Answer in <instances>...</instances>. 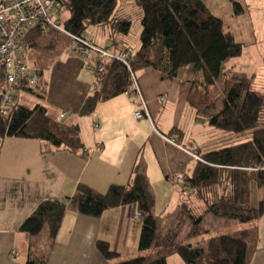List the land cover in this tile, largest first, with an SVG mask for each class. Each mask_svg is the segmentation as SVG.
<instances>
[{
  "label": "trees",
  "instance_id": "16d2710c",
  "mask_svg": "<svg viewBox=\"0 0 264 264\" xmlns=\"http://www.w3.org/2000/svg\"><path fill=\"white\" fill-rule=\"evenodd\" d=\"M128 1L133 5L129 13L120 11L122 0H64L62 4L63 13H69L64 21L69 33L86 39L85 32L90 26H109L114 35L110 46L104 48L90 43L115 55L132 51L127 63L118 58L100 59L95 53L96 88L87 97L81 115L93 114L101 101L126 92L137 94L132 75L138 78L137 73L145 68H154L162 79L174 81L181 70L192 66L191 79L181 82L191 85L187 104L196 112L199 121H206L230 137L215 149L205 150L199 145L189 147L199 158L192 175H185V182L192 194L203 201L204 211L200 214L186 211L192 224L188 236L209 232L205 226L208 216L239 223L259 220L264 213V93L255 88L254 75H233L232 69L223 71L227 60L242 54L244 44L236 40L203 0ZM231 1L236 14L245 12L239 1ZM136 21L141 31L139 45L133 48L129 38ZM39 74L41 77L40 71ZM23 90L45 98L42 79L36 87L24 86ZM174 134L180 143L181 129L173 128L167 135ZM8 136L39 139L56 149L86 152L79 126L53 120L41 103L32 107L16 104L9 116L0 117L1 145L3 138ZM254 183L263 190L258 206L252 204ZM71 200L75 211L90 216H100L109 208L135 204L142 219L139 250L147 252L159 244L158 225L153 214L155 198L138 163L126 184H113L105 193L79 184ZM68 207L67 201L59 199L43 201L24 221L20 231L29 237L38 236L48 226L51 245ZM171 241L167 240L166 246L176 247V252L187 264H247L248 247L254 235L249 229L218 234L203 247L169 244ZM97 246L106 259L116 257L107 243L99 242ZM19 248L25 250V264H47V248L33 249L26 242ZM113 264H167V258L161 256L151 260L139 256Z\"/></svg>",
  "mask_w": 264,
  "mask_h": 264
},
{
  "label": "crops",
  "instance_id": "0c3cea01",
  "mask_svg": "<svg viewBox=\"0 0 264 264\" xmlns=\"http://www.w3.org/2000/svg\"><path fill=\"white\" fill-rule=\"evenodd\" d=\"M239 2L242 4V0ZM119 6L121 12L127 13L123 3L120 2ZM102 30L100 38L95 32L91 39L86 32L85 37L89 42L107 48L112 44L114 35L109 26H103ZM39 32L33 30L28 34L32 46L36 44ZM60 41L51 42L47 46L51 52L44 55L32 50V46L26 54V62L40 70L46 89L45 98L38 97L34 103L45 106L48 116L55 121L77 124L86 152L56 149L34 138H3L0 150V264H25V250L19 248L23 242L33 249L47 248V264H113L139 256H147L151 260L165 256L167 264H187L176 252V247L166 246L167 228L170 229L169 237H172L185 226V234L189 237L191 220L179 223L175 219L178 218L176 214L179 210L185 216L186 211L191 214L203 213V201L193 195L189 188L190 194L186 193L182 202L172 198L177 203L171 209L169 202L172 199L168 200L165 196L163 201L158 202L151 187L160 180L172 185L171 178L175 173L192 175L197 160L189 147L199 145L205 150L215 149L230 136L219 129L205 127L209 126L206 121H199L197 115L193 116L196 112L187 104L191 85L181 83L192 76L182 77L181 71L174 81L162 79L159 71L151 67L137 73L142 94L149 104L151 119L135 118L134 113L139 105V97L135 93H124L101 101L93 114L81 115L87 97L96 88L93 64L96 55H80L68 45L69 41ZM239 42L244 44V41ZM111 49L115 50L113 47ZM253 75L256 84L257 75L248 76ZM20 91L26 90H15L17 104L24 101ZM21 105L32 107L29 104ZM63 112L66 116L61 118ZM188 112L192 117L185 119ZM200 126L202 128H198ZM176 127L183 134L180 143L175 140L176 134L167 135ZM215 135L219 138L217 142L211 139ZM136 163L145 173L155 198L153 214L160 240L156 247L147 252L139 250L142 219L136 217L138 210L135 204L109 208L100 216L78 213L71 206V199L76 195L79 184L105 193L113 184H126ZM260 192L254 183L253 206H258L262 200ZM47 199H59L69 204L57 238L51 245L49 232L43 239L37 240L40 234L29 237L20 231L24 221ZM157 204L164 205L159 215ZM137 220L141 223L138 224ZM233 222L225 219L221 223L223 227L217 226L215 232L223 231L221 234H224L249 229L254 241L248 247L247 264H264V213L259 220L251 222L249 228L236 229ZM233 227L235 230L231 231ZM208 230L205 234L191 237L194 239L192 245L206 246L211 233ZM205 235L207 237L204 239ZM99 242L107 243L116 257L106 259L98 249Z\"/></svg>",
  "mask_w": 264,
  "mask_h": 264
},
{
  "label": "rangeland",
  "instance_id": "374dc122",
  "mask_svg": "<svg viewBox=\"0 0 264 264\" xmlns=\"http://www.w3.org/2000/svg\"><path fill=\"white\" fill-rule=\"evenodd\" d=\"M240 1V0H237ZM207 5L209 6L210 11L216 15L217 17L221 18L223 20L224 26L226 29L230 30L237 41H244V49L242 54L239 57L231 58L227 60L224 64L223 71L226 72L229 69H233L231 74L238 75V76H248L252 74L257 75L256 80V88L264 93V0H242V5L244 7L245 12L238 15L236 14V11L234 10V5L231 0H205ZM124 5V10L126 12H132L133 11V5L128 0H122L121 4ZM262 4V5H261ZM69 13L64 12V17L68 16ZM98 30V31H96ZM102 27L97 26H90L86 33L88 34V37L91 39V35L93 33H96V36L100 38L102 34ZM140 24L139 22H135L132 35L130 36V42L133 45V48H136V46L139 45V33H140ZM32 41L33 39L30 38ZM57 41H64L68 42V45L73 44V40L65 35L62 32L49 29L46 32H39V34L36 36V44L32 46V50L38 51L40 54L43 55L46 54L48 51L51 52V50L48 49V45L51 42ZM100 42V39H98V43ZM101 44V43H99ZM102 45V44H101ZM93 64H96L95 59L93 60ZM194 74L192 66H188L181 70V76L190 77ZM232 80V78H230ZM220 91L221 88L218 86ZM15 94V90L13 91ZM22 93V101L21 104H29V106H35L36 103H34L37 100V95L33 92L29 91H20ZM253 97H255L253 95ZM30 99V101H29ZM190 111V110H189ZM194 111V110H193ZM192 114L188 112L185 115V119L191 118ZM196 115V113L193 114V116ZM146 118V117H144ZM143 119V118H142ZM205 127H211V126H205ZM202 128V126L198 127ZM201 132V131H200ZM212 141L217 142L219 138L215 136H211ZM196 156V155H195ZM198 157V156H196ZM195 157V158H196ZM177 174V173H175ZM172 185L165 184L164 181L160 180L157 181V185H152L151 190L154 192V194L157 196V201H163L165 196L168 200H171L174 198L175 200L183 201L186 197V193L189 195V189L187 186H179L173 182V176L171 178ZM183 183H185L183 181ZM182 183V184H183ZM259 191H261V195H263V190L259 188ZM187 196V195H186ZM256 196V194H255ZM174 199H172L170 203V208L174 209L175 204L177 203ZM257 200V198H256ZM259 200V199H258ZM257 205V203L255 204ZM164 205L157 204V213L160 214V211H162ZM177 217L175 219H178L179 223L184 222L185 220L187 222L190 221L187 216L183 214L181 210L177 212ZM141 219V218H140ZM225 219L219 218L215 216H209L207 220V227L210 229L209 235L210 238L213 236H216L217 234H221L223 231H220V233L215 232V228L223 227L221 223H223ZM138 224L141 223L140 220H137ZM234 225H236L237 228H249V226L252 224L251 222L246 223H239V222H233ZM48 226H45L44 230L40 234V236L37 238V240L43 239L46 234L48 233ZM186 227L183 226L177 233L176 236L169 237L168 233L170 232V229L167 228L166 238L168 240H172V242L176 245L180 244H193L194 241L193 238H189L186 236L185 231ZM235 230L234 227L231 231ZM207 235H205L203 238L205 239ZM202 240V239H201ZM187 241V242H186Z\"/></svg>",
  "mask_w": 264,
  "mask_h": 264
},
{
  "label": "built area",
  "instance_id": "2783aa9c",
  "mask_svg": "<svg viewBox=\"0 0 264 264\" xmlns=\"http://www.w3.org/2000/svg\"><path fill=\"white\" fill-rule=\"evenodd\" d=\"M63 2L64 0H0V77L2 76L0 79V117L9 116L16 106L14 90H21L24 86L34 88L41 79L40 70L29 65L25 60L30 49L27 35L33 30L46 32L53 29L69 35L73 40L72 48L83 55H90L93 52L100 59L118 58L125 63L132 56L130 50L121 55H115L112 51L96 47L85 38L69 33L64 27ZM99 70L102 71L103 68L100 67ZM132 77L133 87L139 97V105L134 116L136 119L144 117L151 119L149 104L142 94L138 78L134 74ZM60 116L64 118L66 113L63 112ZM183 181L185 182L184 173L173 175L175 184L187 186ZM136 217L140 219L141 214L137 213Z\"/></svg>",
  "mask_w": 264,
  "mask_h": 264
}]
</instances>
